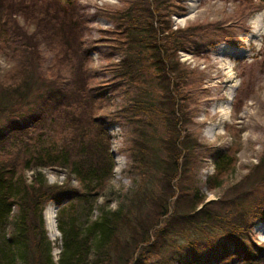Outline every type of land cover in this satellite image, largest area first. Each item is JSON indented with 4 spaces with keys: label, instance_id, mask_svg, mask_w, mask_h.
<instances>
[{
    "label": "trees",
    "instance_id": "trees-1",
    "mask_svg": "<svg viewBox=\"0 0 264 264\" xmlns=\"http://www.w3.org/2000/svg\"><path fill=\"white\" fill-rule=\"evenodd\" d=\"M56 1L62 7H55L52 0H0V38L9 40L10 54L17 60L11 70L0 74V264H109L111 251L117 246L120 226L134 221L138 226L120 252L117 264H197L200 252L195 251L182 261L176 252L166 261L151 263L159 256L160 248L165 249L164 238L173 235L179 223L194 222L193 226L208 228L207 225L219 219V215L205 213L200 221H196L200 212H196V204H200L203 198L195 204L193 200L184 203L182 193L173 201V212L169 211L175 195L171 183L179 173L180 157L183 155V167L195 150L189 134L176 131L179 125L187 124L186 112L180 105L186 102L187 96L180 90L177 80L180 78L179 65L171 56L174 52H170L173 47L169 42L170 37L183 34L178 29L172 30L168 20L177 1L150 0L152 11L147 7L138 13L139 23L126 16L124 19L131 23L124 29H117V33L130 44L131 51L136 49L140 56L143 50H149L147 56L155 61V80L162 93H153L158 95L155 100H151L148 91L141 93L144 100L141 104H135L132 97L127 96V107L117 111L114 117L100 114L108 106L107 95L118 90L127 94L126 88H132L141 77L142 59L136 62L135 54L125 53L112 71L118 86L115 83L92 86L90 82L96 77L88 69L89 54L82 49L81 32L77 26L81 16L79 3L77 0ZM148 3L146 0V6ZM38 7L37 12L35 8ZM19 10L36 14L34 23H31L36 33L30 38L54 52L58 64L66 68L64 73H57L55 77L59 78L51 79L45 73L34 78V69L26 66L22 54L25 51L30 53V48L20 41V34L15 33L20 29L16 20ZM181 35L174 41L176 51L182 50L181 41H186L181 40ZM38 45L35 47L34 43L35 48ZM77 58L80 61L76 62ZM36 59L39 67L41 58ZM50 69L54 66L51 65ZM31 97L36 100L34 111L19 114V120H11L20 107L29 104ZM157 105L165 107L158 111L161 115L166 114L169 139L162 142L165 160L154 159L152 165L164 185L157 194L140 186L113 209L108 204L102 205L99 216L83 227L78 222L77 204L81 201L95 203L101 198L114 169L107 124L134 120L138 116L135 114H146ZM139 141L146 142L147 139L141 137ZM134 156L139 162L143 153L138 151ZM234 156L230 150L214 154L217 175L232 173ZM45 169L60 170L64 181L50 185L43 172ZM214 177L210 185L212 189L220 186L217 185V176ZM193 198L196 200V195ZM150 201L155 219L167 217L163 227L152 234L153 227L142 224L134 212L138 205ZM49 202L58 207L57 230L61 234V246L56 261L52 257V243L47 237L43 216ZM241 213L247 220L239 215L232 222L221 224L225 234L221 235L224 237L220 245L231 244L234 252L230 255L242 259V263L264 262L263 247L250 239L252 221L264 220V198L249 208L247 214L245 209ZM208 229L206 236L216 235L217 231L210 226Z\"/></svg>",
    "mask_w": 264,
    "mask_h": 264
},
{
    "label": "rangeland",
    "instance_id": "rangeland-1",
    "mask_svg": "<svg viewBox=\"0 0 264 264\" xmlns=\"http://www.w3.org/2000/svg\"><path fill=\"white\" fill-rule=\"evenodd\" d=\"M52 1L56 4L55 7H62L61 3L57 4L58 1ZM176 1L171 10L173 14L168 20L172 30L183 31L179 36L181 35V40L186 41H181L183 48L176 51L177 43L173 45L179 36L170 37L169 42L173 47L170 52H174L171 56L179 65L180 78L177 80L180 90L187 96L186 102L180 104L181 109L186 112L187 124L179 125L176 131L182 135L184 131L188 133L195 150L187 157L183 167V155L180 157L179 173L171 183L175 195L169 211L173 212V201L182 193L184 203L193 200L195 204L203 198L200 204H196V212L200 211L196 221H200L205 213L219 215V219L216 223L207 225L217 231L216 235L209 231V234L211 232L214 236H206L209 229L194 224L195 227L194 222L187 225L179 223L178 230L164 238L165 249L160 248L159 256L153 258L151 263L156 260L166 261L176 252L180 260H185V257L195 251L200 252V261L197 264H245L241 262L242 259L230 255L234 252L231 244L221 246L224 237L221 235L225 234V230H221V224L230 223L239 215L242 217L243 209L247 214L249 208L264 198V0ZM77 2L81 15L77 25L81 32L80 44L82 43V49L89 54L87 66L96 77L90 82L92 86L112 83L118 86L116 79L112 77V71L125 53L135 54L136 62L142 59V69L139 71L141 77L136 80L135 85L126 88L127 94L122 90L108 94V106L100 114L114 117L117 111L127 107V96H131L135 104H141L144 101L141 93L148 91L151 100L161 95L162 91L160 92L154 75L155 61L147 56L149 50H143L139 56L137 50L131 51L130 44L117 33L118 28L124 29L131 23L124 17L129 16L128 19L139 23L138 13H142L147 7L152 11L150 0L147 6L146 0ZM39 9L35 8L37 12ZM19 13L16 20L20 29L15 30V33L18 32L20 41L30 48V53L25 51L26 53L22 54L26 66L34 69V78L40 73H45L51 79L59 78L55 77L57 73H64L66 68L58 64L54 52L30 38L36 33L31 24L34 23L36 14L34 16V12L28 10H19ZM14 27L16 29L15 22ZM11 29L14 28L11 26ZM34 43L35 47L38 45L37 48ZM10 51L9 40L1 37L0 74L16 65L17 60L15 61V56H11ZM36 58H41L39 67ZM77 61H80V58H77ZM84 64L86 65L85 61ZM51 65L54 69H50ZM228 75L232 76L230 82H227ZM153 93L158 95L154 96ZM155 103L159 104V101ZM35 105L36 100L31 97L29 104L20 107L16 117L11 120H19L21 114L31 113ZM163 108L165 107L159 108L157 105V108H151L146 114H135L138 116H135L134 120H113L115 122L107 124L110 151L114 159L112 177L103 196L95 203L81 201L77 204L80 225L87 227L99 216L102 205L108 204L109 208L113 209L134 194L140 186L143 190L146 188L149 193L157 194L164 185L161 175L152 165L154 159L165 160L166 155L162 142L169 139L167 117L158 111ZM139 110L142 111V107H139ZM224 112L226 119L223 120ZM141 137H146L147 141H139ZM229 150L230 154L235 155V162L230 171L232 173L217 175L213 156L216 152L225 153ZM138 151L143 153L139 162L134 156ZM43 172L50 185H59L64 181V174L60 170L45 169ZM215 175L217 185L220 186L212 189L210 185L215 180ZM71 184L75 186L74 181ZM49 209L53 212L51 219L46 217V211ZM57 212L58 207L49 202L43 213L46 234L52 243L54 261L59 256L61 246V234L57 230ZM134 212L142 224L148 223L153 227L150 233L162 228L163 221L167 218H154V206L151 201L138 205ZM245 218L247 220L246 216ZM137 226L136 221L120 226L117 246L111 251L109 264H117L120 252L125 249L127 240ZM250 239L264 249V220L252 221ZM255 264L264 262L261 260Z\"/></svg>",
    "mask_w": 264,
    "mask_h": 264
},
{
    "label": "bare ground",
    "instance_id": "bare-ground-1",
    "mask_svg": "<svg viewBox=\"0 0 264 264\" xmlns=\"http://www.w3.org/2000/svg\"><path fill=\"white\" fill-rule=\"evenodd\" d=\"M232 80V76L231 75H228V77H227V82H230ZM222 119L224 120V119H226V112H224L223 113V115H222ZM52 214H53V212H52V210H47L46 211V217L47 218H52Z\"/></svg>",
    "mask_w": 264,
    "mask_h": 264
}]
</instances>
